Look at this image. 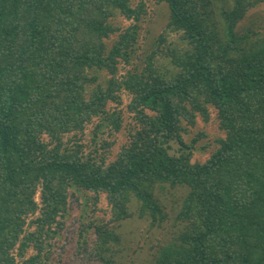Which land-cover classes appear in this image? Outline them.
<instances>
[{
	"label": "trees",
	"instance_id": "16d2710c",
	"mask_svg": "<svg viewBox=\"0 0 264 264\" xmlns=\"http://www.w3.org/2000/svg\"><path fill=\"white\" fill-rule=\"evenodd\" d=\"M163 1L168 28L188 43L179 53L159 38L178 71L162 72L160 48L120 78L144 2L0 0V264H16V255L50 264L49 239L65 226L72 188L93 192V215L106 193L111 219L82 213V231L92 228L95 240L89 251L81 232L79 245L89 261L119 264L116 227L134 217V198L138 215L159 225L168 213L156 191L166 185L187 189L176 215L184 228L159 243L152 264H264V34L238 28L264 0ZM118 12L128 27L110 23ZM91 69L110 78L89 92ZM124 90L136 123L109 160L114 142L100 135L120 130L121 112L108 103ZM210 107L225 135L192 162L181 123L208 120ZM90 125L88 143L78 135Z\"/></svg>",
	"mask_w": 264,
	"mask_h": 264
},
{
	"label": "rangeland",
	"instance_id": "374dc122",
	"mask_svg": "<svg viewBox=\"0 0 264 264\" xmlns=\"http://www.w3.org/2000/svg\"><path fill=\"white\" fill-rule=\"evenodd\" d=\"M131 2L133 5L144 2L146 12L141 16L139 21V36L137 42L131 48L130 60L128 63H124L123 61L119 63L117 75L122 78L128 71H141L146 64V57L160 48L163 52L157 56V65H160L162 72L167 75L177 72L178 68L171 62L169 56L164 55V50L170 46L171 49L174 48L179 53H183L188 49V43L181 39V33H177L168 28L167 24L170 19L168 4L163 0H131ZM110 23L126 28L130 25L131 21L118 12L111 18ZM238 28L242 32L246 29H253L264 34V4L249 11L246 17L239 23ZM161 35L166 39V47L163 48L159 43ZM116 37L117 35H113L110 39H107V44L111 46ZM90 74L97 75L98 77L97 82L87 87L89 92H91L97 83L106 85L110 78L106 70L91 69ZM132 96L128 91L124 90L121 92V102L112 100L108 103L109 111H120L122 116V126L119 131L110 134V129H106L100 135L114 142L110 151L107 152L109 160H114L117 157L121 145L126 143L128 133L136 123L134 113L129 111L127 106L132 100ZM210 110L211 116L208 120H204L199 115L194 125L188 124L185 120L181 123L185 128L182 136L191 146L192 162H204L218 147L217 139L225 135L224 131L219 128L216 109L210 107ZM92 127L93 125H90L86 129V133L78 135V137L86 139L89 143L92 135H94ZM69 137H72V134L67 136V138ZM186 192L187 189L180 186L174 188L168 185L164 188L158 187L156 196L159 203L168 213V217L160 222L159 225L155 226L150 225V217H140L138 215L139 202L134 198L131 205V209L135 214L134 217L116 227L117 232L121 236L120 248L122 250L118 253L117 257L119 264L153 263L159 243L169 241L184 228V224L176 220V215L179 212L181 201ZM93 197L94 194L91 191L78 188L71 189L68 212L65 213L63 219L65 226L52 239H49V248L51 249L50 264L99 263L98 261H89L85 252L80 250L79 245L81 232H83V235L85 234L89 237V251H92L95 240V234L92 228H88L87 230L83 229L82 231V213H86L85 219H91L92 217L96 220L111 219V206L109 205L106 193L101 192L99 194V200L97 202L98 210L95 215L92 214L94 207ZM16 253L17 251H15ZM16 259V264H21L17 255Z\"/></svg>",
	"mask_w": 264,
	"mask_h": 264
}]
</instances>
